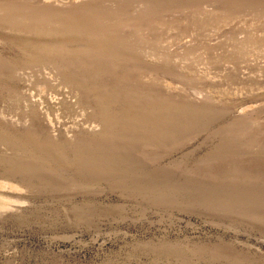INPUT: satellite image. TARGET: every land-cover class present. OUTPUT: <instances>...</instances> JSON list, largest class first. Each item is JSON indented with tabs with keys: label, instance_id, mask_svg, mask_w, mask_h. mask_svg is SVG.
<instances>
[{
	"label": "rangeland",
	"instance_id": "obj_1",
	"mask_svg": "<svg viewBox=\"0 0 264 264\" xmlns=\"http://www.w3.org/2000/svg\"><path fill=\"white\" fill-rule=\"evenodd\" d=\"M0 264H264V0H0Z\"/></svg>",
	"mask_w": 264,
	"mask_h": 264
}]
</instances>
